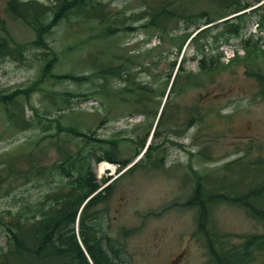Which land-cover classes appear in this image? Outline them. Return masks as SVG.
Here are the masks:
<instances>
[{"label":"rangeland","instance_id":"1","mask_svg":"<svg viewBox=\"0 0 264 264\" xmlns=\"http://www.w3.org/2000/svg\"><path fill=\"white\" fill-rule=\"evenodd\" d=\"M7 1L0 0V38L29 46L20 59L0 57V98L6 96L5 103L0 100V163L12 156L18 160L14 172L0 182L5 191L16 178V190L0 195V264L8 251L5 228L13 215L31 209L65 182L56 164L52 165L59 158L58 149L74 151L80 146L104 145L107 150L119 149L118 156L130 161L149 143L151 153L158 155L159 166H149L140 158L142 163L125 173L109 171L110 182L123 174L112 182L110 197L90 213L94 216L90 222L94 229L90 230L96 236L108 234L120 241L122 258L131 264H168L174 257L177 264H211L206 239L198 229L201 214L189 201L197 175L210 173L208 179L212 181L224 163L243 153V146L251 139L255 152L264 151V85L249 74L253 62L226 68L207 89L206 84H200L179 95L171 94L166 113L179 110L184 121L180 125L163 123L152 140L153 115L167 100L166 82L169 74L175 73L171 72L172 62L177 64L182 55L187 56L186 68L201 75L192 58L191 43L178 50L155 28L134 21L143 10V0H94L104 4L99 10L105 23L96 20L94 14L87 17L89 14L78 8L61 9L55 19L50 12L47 20H54L36 43L34 28L14 18L7 10ZM37 1L53 5L57 0ZM83 1L79 7L87 8L90 0ZM205 6L204 0H196L191 9ZM124 18L127 27H119ZM219 21L215 30L220 31L223 22ZM247 37L251 43L259 41L264 50L259 13L247 17L239 37L230 38L228 43H214L211 38L209 42L219 45L227 61L236 50L241 55L245 52L242 38ZM119 48L135 55L131 63L136 79L156 89L147 113L136 100H119L125 83L110 73L119 67ZM257 71L264 74V59L253 73ZM6 106L19 121L25 119L28 124L11 123ZM199 114L202 119L198 120ZM187 119L194 120L188 128ZM72 128L88 136L75 135ZM106 164L103 162L101 168ZM45 166L52 170L54 180L43 186L40 175ZM93 167L98 177L96 163ZM205 204L208 228L222 239L240 243L244 235L263 231V225L238 205L218 201ZM75 229L80 234L79 228ZM78 239L82 241L81 235ZM15 256L12 254L6 264H27L26 259ZM260 257L264 264V253Z\"/></svg>","mask_w":264,"mask_h":264},{"label":"trees","instance_id":"2","mask_svg":"<svg viewBox=\"0 0 264 264\" xmlns=\"http://www.w3.org/2000/svg\"><path fill=\"white\" fill-rule=\"evenodd\" d=\"M195 1L143 0V10L134 20L143 22L140 26L155 28L162 39L173 42L178 46V50H181L193 31L199 29L202 24H209L237 13L231 18L223 20V28L220 31L215 30L218 25L212 24L194 35L191 39L194 49L192 58L196 59L198 63V72L203 76L204 82L200 74V76L196 75L186 68L187 57H184L174 75L170 94L179 95L196 88L200 84H206L207 89L211 80L215 82L217 74L238 62L245 65L253 62V68L249 74L255 76L263 86L264 74L259 71L253 73L257 63L261 64L264 59V50L258 44L259 41L251 43V37L242 38L244 39V54L236 53L226 63L222 59L223 53L219 50V45L212 46L209 39L211 38L214 43H218L220 40L228 43L230 38L239 37L244 30L247 17L251 14L259 13L264 25V2L249 12L240 13L262 0H204L205 7L200 10H192L191 5ZM83 3V0H57L53 5H49L37 0H8L7 10L14 18H18L34 28L37 33L35 42L38 43L50 23L62 12L61 9L78 8L84 10L85 14H89L86 15L89 18H92L91 15L94 14L96 20L106 22L104 14L99 10L104 4L90 0L87 2V8L79 7ZM50 12L54 14V19L51 21L47 20ZM125 20L126 18L123 19L122 23H119V27H127ZM179 31L182 32L178 34ZM255 45H258V48ZM27 46H29L28 43L16 44L10 39L1 37L0 57L20 59ZM133 55L128 50L119 48V67L114 69L115 72L111 71L110 73L119 75V78L125 83L121 88L119 100L125 103H128L130 99L136 100L138 105L143 104L144 111L147 113L149 107L152 106L151 99L156 89L149 88L147 83L136 79L138 78L137 72H133L134 67L131 63L135 58ZM175 65L176 61L174 60L171 72ZM105 77L108 79L106 75ZM171 78L172 73L168 76L167 84ZM4 98L6 96H2L0 100L5 103ZM6 108L11 123L24 126L28 124L25 119L19 121V118L12 114L7 106ZM178 111L175 110L169 115L166 113V106H164L156 125L155 134H158L163 123L180 125L184 120L180 119ZM157 113L153 115L154 120ZM199 117L202 119V114L198 115V120ZM193 122L194 120L187 119L185 127H190ZM72 131L75 135L88 136L75 128H72ZM99 141L105 142L101 139ZM254 148L255 142L252 143L251 139L250 143L243 146V153L224 163L217 171L219 175L216 173L218 177L214 175L215 178L212 181L208 179V176H211L210 173L204 176H196L197 185L189 202L199 208L201 207L200 219L202 221L205 220V203L218 201L243 207L249 216L264 225V151L258 149L255 152ZM151 149L152 145L150 144L143 155V160L145 159L149 166L158 167V155L152 154ZM118 150H107L104 145L91 147L85 145L76 148L74 151L69 148L58 149L59 158L52 165L56 164L58 171L63 177L65 176V182L60 190L48 192L44 199L41 202L38 201L31 209L28 208L25 212L18 211L13 215L5 228L8 236V251L5 253L1 264L10 262L9 257L12 254L16 255L14 258L26 259L27 264H128L122 258L123 245L120 241L108 234H104L106 237L104 240L103 236L97 237L90 233V228L93 226L90 222L94 219L90 213L99 203L110 197L114 184L88 199L79 216L80 234L76 233L75 229L79 209L85 200L100 187V182H98L94 172V164L102 159L119 162L122 165L129 162V160L121 159L120 155L118 156ZM17 163L18 160L14 156L8 162L0 163V182L7 173L14 172L13 168ZM45 169L40 175V183L43 186H46L49 180H54L52 170L46 166ZM15 180L16 178L11 179L10 186L5 191L2 190L0 184V195H9L10 192L15 191ZM80 235L83 242L78 239ZM84 246L93 262H90L85 254ZM210 251L214 261H216L215 264H260L258 258L264 252V232L247 235L244 242L234 249L219 248ZM112 252L117 255L116 258H113Z\"/></svg>","mask_w":264,"mask_h":264},{"label":"flooded vegetation","instance_id":"3","mask_svg":"<svg viewBox=\"0 0 264 264\" xmlns=\"http://www.w3.org/2000/svg\"><path fill=\"white\" fill-rule=\"evenodd\" d=\"M92 228H93V226H92ZM93 229H94V228H93ZM93 229H92V230H93ZM90 233H91L92 235H94V234L92 233L91 230H90ZM98 236H103V237H104V240L106 239L105 235H97V237H98ZM112 256H113V258H116L117 255H115V253L112 252ZM177 262H178V258H174V259H172V260L170 261L169 264H177Z\"/></svg>","mask_w":264,"mask_h":264},{"label":"bare ground","instance_id":"4","mask_svg":"<svg viewBox=\"0 0 264 264\" xmlns=\"http://www.w3.org/2000/svg\"><path fill=\"white\" fill-rule=\"evenodd\" d=\"M112 166V169H113V165H111ZM109 168H111V167H109ZM93 229V228H92ZM86 233V232H85ZM68 235V234H67ZM57 237V236H56ZM54 239V238H53ZM76 240V239H75ZM84 245V244H83ZM73 247V246H72ZM83 250L85 251V254L88 256V259L90 260V262H93L92 261V259H91V257H90V254H89V252L87 251V249H86V247L84 246V248H83ZM94 264V263H93Z\"/></svg>","mask_w":264,"mask_h":264}]
</instances>
